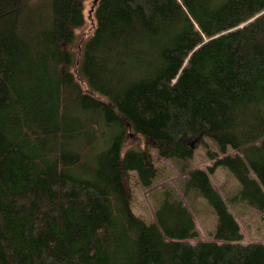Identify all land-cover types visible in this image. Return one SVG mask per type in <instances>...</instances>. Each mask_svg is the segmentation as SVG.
Masks as SVG:
<instances>
[{"label":"trees","instance_id":"16d2710c","mask_svg":"<svg viewBox=\"0 0 264 264\" xmlns=\"http://www.w3.org/2000/svg\"><path fill=\"white\" fill-rule=\"evenodd\" d=\"M84 1L0 0V264H264L209 179L264 213V0H96L75 58ZM127 131L182 165L184 136L215 145L180 185L211 240L169 188L133 214L129 172L148 187L155 168Z\"/></svg>","mask_w":264,"mask_h":264},{"label":"rangeland","instance_id":"374dc122","mask_svg":"<svg viewBox=\"0 0 264 264\" xmlns=\"http://www.w3.org/2000/svg\"><path fill=\"white\" fill-rule=\"evenodd\" d=\"M92 8L93 0H85L83 10L84 23L74 31L75 40L68 47L75 58L79 56L82 42L91 34L93 29ZM71 71H74L73 67ZM182 140L193 146L192 157L183 164L185 166L179 161L158 157L153 148L144 147L143 140L139 135L127 131L123 141V150L128 148L145 150L149 162L155 168V176L148 187L141 186L134 174L129 172L131 210L134 215L138 216L145 223L152 222L153 209L160 199L161 191L164 188H169L191 213L197 231V237L191 240V242L208 241L211 240L209 232L212 230L215 221L213 212L210 206L198 194L190 193L188 196H183L180 185L189 170L196 168L206 170V167L212 164V160L208 159V153L206 152H217L216 147L201 134L186 135ZM225 154L237 155L238 152L237 150L227 148ZM217 155L221 156L218 153ZM209 179L214 190L223 199L228 211L234 217L241 233V243L254 242L264 245V213L244 201L232 199L238 189V183L235 178L224 168L217 167L209 174Z\"/></svg>","mask_w":264,"mask_h":264},{"label":"water","instance_id":"95a60500","mask_svg":"<svg viewBox=\"0 0 264 264\" xmlns=\"http://www.w3.org/2000/svg\"><path fill=\"white\" fill-rule=\"evenodd\" d=\"M96 0H93V3L95 2ZM191 148H193V146L191 144H188Z\"/></svg>","mask_w":264,"mask_h":264}]
</instances>
